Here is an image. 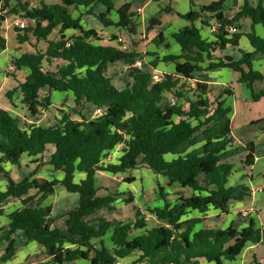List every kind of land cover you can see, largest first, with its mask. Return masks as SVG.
I'll list each match as a JSON object with an SVG mask.
<instances>
[{"label": "trees", "instance_id": "trees-1", "mask_svg": "<svg viewBox=\"0 0 264 264\" xmlns=\"http://www.w3.org/2000/svg\"><path fill=\"white\" fill-rule=\"evenodd\" d=\"M10 1L5 0L0 12V54L7 49L3 35L7 13L22 12L34 24L23 29L15 27L20 44L34 37L48 46L46 50L36 49L35 53L12 57L11 64L15 67L12 77L17 80L16 72L23 69H28L29 74L23 81L17 80L18 86L7 92V98L11 100L20 91L22 103L31 115H36L40 108L51 105L49 96L40 101L41 90L70 93L75 107L79 108L77 114L81 121L62 111L56 125L43 127L23 123L19 116L0 108V173L6 181V191H0V217L5 215L4 207L11 199H18L23 205L8 215L10 224L0 228V245L7 243L0 258L2 264L14 259L18 251L14 236L19 231L27 243L34 241L42 246L50 259V263L34 264H77L79 261L119 264L135 256L131 264H226V261H236L249 244L261 243L263 231L254 219L243 229L230 226L226 230H197L201 219H185L191 211L204 214L212 207L228 214L231 201L250 197L249 189L235 195V190L228 187L233 166L221 159L229 147L226 138L231 132L232 110L225 107L224 99L229 90L211 100L207 83L191 86L194 73L202 71L199 64L203 54L213 61L217 48L239 46L241 34L229 33L231 26L239 27L238 21L229 20L222 13L225 0H217L186 15L179 14L190 24L173 38L186 54L164 58L175 63V75H166L162 81L154 82L150 72L132 66L127 71L130 81L122 90L114 85L108 68L115 63L134 61L137 54L111 44H95L94 41L100 40L97 32L85 30L81 19L73 18L72 14L80 7L88 8V14L94 15L105 28L116 27L136 35L137 14L132 12V3L117 9L115 0H58L59 3L52 5L39 0L36 7L21 4L19 0L11 6ZM99 5L106 12L95 15L93 9ZM243 11L253 23L247 37L255 51L264 54V38L258 37L254 29L259 24L264 27V6L254 8L245 0ZM113 12L118 16L117 22L111 19ZM213 20L218 26L217 45L205 41L195 25L200 21L202 26L209 27ZM149 23L152 29L160 21L152 18ZM56 30L59 39L52 41L50 37ZM68 30H76L78 34L67 38ZM116 39L113 36L111 42ZM252 57V53L242 52L241 60L219 59L211 62L205 71L229 69L239 75L241 84L249 87L251 99L259 101L264 98V92L256 93L253 84L264 78L254 72ZM55 60L61 65L52 70L49 66ZM85 104L93 105L95 111L103 108L106 112L87 120L82 115ZM119 146L124 147L119 164H105L104 159ZM247 148L245 165L250 167L255 149L253 144ZM167 155L175 158L167 160ZM24 157L32 158L31 163L38 170L52 166L63 173V180L36 178L35 171L22 181H15L5 164L20 167ZM143 168L162 177L166 187L176 185L193 193L190 197H185L183 191L169 194L166 187L158 185L164 205L149 211L159 221L156 225H149L130 192L108 191L100 195L96 186L100 172L125 175L123 181L132 184L136 178L127 174ZM77 172L86 174L80 183L75 182ZM57 186L79 195L78 207L62 217L66 218V232L53 227L56 218L51 216L52 209L42 205ZM32 190L36 191L33 195ZM170 196L176 197V201L170 202ZM121 198L125 206L132 207L133 219L118 222L101 219L97 223L88 220L99 209L114 211L115 202ZM253 264L264 262L255 259Z\"/></svg>", "mask_w": 264, "mask_h": 264}, {"label": "crops", "instance_id": "crops-1", "mask_svg": "<svg viewBox=\"0 0 264 264\" xmlns=\"http://www.w3.org/2000/svg\"><path fill=\"white\" fill-rule=\"evenodd\" d=\"M19 1L21 4L29 3L31 7H36L39 4V0ZM44 1L50 5L59 3L58 0ZM216 1L217 0H123L119 6H116V8L119 9L126 3L133 4L132 12L137 14V19L135 21V24L137 25L136 35H131L127 31H120L119 33L110 31L109 29L105 28L94 15L88 14L90 10L88 8L80 7L79 9L74 10L72 15L75 19H81V25L85 30H95L97 32L100 40L94 41L95 44H111L118 46L115 41L111 42L113 36H117V38L123 36L128 40V50L131 53L137 54V58H135L134 61L128 60L112 64L108 68V75L112 79L114 85L116 87L119 86L117 88L122 90L125 88L127 82L130 81L127 75L128 69L134 66L135 62L137 61L142 63L141 69L143 71H148L152 75L155 72H159L164 76L175 75V63L166 62L164 58L169 56L179 57L186 54L182 50L181 46L173 38L175 33L179 32L190 24L186 19L180 17V15H186L191 10H198L201 7L211 5ZM4 2L5 0H0V12ZM249 3L254 8L260 5L264 6V0H249ZM15 4L16 0L10 1L11 6H15ZM244 4L245 0H225L222 10L224 17L229 20L238 21L239 27H237V33L241 34L239 46L234 48L228 45L222 50L217 48L214 53L215 59L213 61H209L206 54H203L201 58L202 63L199 64V66L202 68V71H196L194 73V80L191 85L194 87L195 83L197 82L207 83L210 88L209 98L211 100L218 98L219 96L223 95L226 90H229V95H225L224 99L225 107H228L232 110L231 132L226 138L227 142L229 143V147L227 151L221 155V159L223 162L229 163L233 166V172L229 177L228 187L235 190V195L240 194L243 189H249L250 197H247L242 201H231L229 203L228 214H223L220 210L214 209L212 207L204 214L198 211H191L185 219H201V223H199L196 227L197 230L205 228L226 230L230 226L243 229L248 226L250 219H254V216H256L258 220L256 225L263 231V239L261 243L257 245L249 244L241 256L236 261L230 262L231 264H253L255 259H257L259 262H264V219H259L260 213L254 210V201L258 199V192H260L259 190L264 189V178L255 185L253 176L250 174L255 164L262 160L264 161V98L260 99L259 101H253L251 99L249 87L247 85L241 84L239 82V75L231 72L229 69H218L209 72L205 70L211 62H218L219 59H224L226 57H231L234 60L239 61L242 58V52H246L253 54L252 68L254 72L261 74L264 78V54L256 52L247 37V35L252 31L253 23L251 18L246 16L243 11ZM169 9L172 11H168ZM93 12L95 15H99L101 13H105L106 9L99 5L93 9ZM21 15H23L22 12H20L18 15L12 16L16 17ZM152 18H158L160 24L150 29L149 22ZM111 19L114 22H117L118 16L115 12L111 14ZM10 20L6 19L3 25V35L7 41L9 37L8 35L15 37L17 40V32L15 31V27ZM210 24L211 25L209 27H204L201 25L200 21L195 23L196 27L201 32L202 38L209 43L217 45L219 42L216 35L218 26L215 20L211 21ZM214 26L216 27V32L213 31ZM254 29L258 37L264 38V27L261 24L255 25ZM55 34L57 36L54 37ZM77 34L78 32L76 30H68L65 33L67 38ZM58 39L59 35L58 31L56 30L51 35L50 40L57 41ZM47 46L48 45L45 41L38 42L34 37H31L29 42L23 44H20L17 41L14 46H9L7 43V49L0 54V58L4 57L8 52L10 58L20 57L24 53H35L36 49L46 50ZM193 55L196 56L197 51H195ZM58 65H61V62L59 60H55L49 66V68L56 70ZM1 74L4 73L0 72V80L2 78ZM16 74L18 75L17 80L23 81L29 74V71L28 69H23L16 72ZM17 80L13 81L14 83L9 89L13 90L18 86ZM253 89L256 93L264 92V79L255 82L253 84ZM48 96L50 97L51 105L46 109L40 108L39 113L36 115H31L28 112L27 107L22 103V93L20 91L13 95L11 100L7 98L4 102H2L0 104V108L9 111L14 116H19L23 123L36 124L43 127H52L56 125L57 121L63 114L62 111L70 113L73 115L75 120L81 121V117L79 114H77V110H79V108L75 107L74 98L70 93H60L50 91L49 89H43L40 91L41 102H44L45 98ZM66 105L72 106V108L69 109V107ZM59 106L62 107L59 108ZM57 108L59 109L61 115H58L59 112L56 110ZM82 115L87 120L94 119L95 107L91 104H85V107L82 110ZM250 144L254 145L255 157L253 165L248 167L245 165V159L248 155L247 147ZM123 155L124 147L119 146L114 151L109 153V155L104 159V163L119 164ZM173 158H175L173 155L166 156L167 160H172ZM31 162L32 158L24 157L20 167H16L8 163L5 164V169L17 182L23 180L35 171H37V174L35 175L36 178L45 179L47 181L63 180V173L60 171H55L52 166L46 165L38 170L37 166ZM14 172L15 175H13ZM133 176L136 178V180L134 183H132V185H137L138 187L136 189H129L128 192H130L134 197L135 205H137L142 212L145 209L150 211L157 207H163L164 202L158 192V185L166 187V182L164 179L162 177H157L153 172L146 168L134 171ZM124 177L125 175L122 174L113 175L105 172L98 173L96 176V186L99 189V194L106 195L109 192L123 193L124 191L122 187L125 184L123 181ZM85 178V173L77 172L75 174L76 183H80ZM0 191H6V182L0 183ZM178 191H183V195L185 197H190L193 194L190 190H181L176 185L169 188L166 187V192L169 194H173ZM35 193V190L30 192L31 195ZM262 193H264V190ZM151 194L154 196L151 197ZM169 199L170 202L176 201V197L174 198L170 196ZM42 205L43 207H50L52 209L51 216L52 218H56L53 227L59 228L61 231L66 232V218L62 217L67 212L78 207L79 198L71 193L66 192L63 187L57 186L55 193L47 198ZM22 207L23 205L20 200L11 199L4 207L5 215L0 217V228L7 227L10 224L8 215L18 209H21ZM114 208V211H109L106 208L99 209L88 220L93 223H97L101 219L118 222L127 221L134 218V211L132 210V207L125 206L123 198L115 202ZM244 212L250 213V216H244ZM153 223L154 224L152 225H156L159 224V221L156 219ZM138 233L140 232L137 231V234ZM18 235L22 237L20 247H17L18 251L14 259L7 262L6 264H17L23 262L24 260H30L33 255L32 252H34L35 249H42L44 251L43 247L34 241L27 243L26 237L21 231L15 234V240ZM4 243L6 242H3L2 244ZM2 244L0 246H2ZM4 248L2 249L1 247L0 258L4 255ZM17 259L21 261L16 262ZM34 263L38 262H31L28 264ZM45 263H50V259L48 257ZM225 263L229 264L228 261ZM77 264H86V262L79 261ZM201 264L211 263L202 262Z\"/></svg>", "mask_w": 264, "mask_h": 264}, {"label": "rangeland", "instance_id": "rangeland-1", "mask_svg": "<svg viewBox=\"0 0 264 264\" xmlns=\"http://www.w3.org/2000/svg\"><path fill=\"white\" fill-rule=\"evenodd\" d=\"M121 1H123V0H116L115 1V5L119 6ZM3 7H4V4H3L2 8ZM1 11H2V9H1ZM7 17H8L7 19H9V20L11 19L10 21H12L13 20L12 18L14 16H12L11 14L7 13ZM107 29H109L112 32H117V33H119L121 31V30L117 29L116 27H109ZM8 36L9 37H8L7 43L9 44V46H14L17 43V40L15 39V37H13L11 35H8ZM55 36H57V35L55 34L54 37ZM8 55H9V52L4 57L0 58V72L4 73V74H1L2 78L0 80V94H1V96H0V104L7 99L6 92L11 90L9 88L12 87V84L14 83L13 81L16 80V78L12 77V75L15 73V71H9V66L12 65L11 64L12 57L10 58V55L9 56ZM9 63H10V65H9ZM119 71H122V70H119ZM5 75H6V78H8V79L5 78ZM117 87H119V86H117ZM66 106H68L69 109L72 108V106H69V105H66ZM61 107L62 106H59V108H61ZM56 110L59 112L58 115H61L59 109L57 108ZM133 173L134 172H129L127 175H130V174H133ZM250 174L253 176L255 185L258 184V182L261 179L264 178V161L262 160V161L258 162L257 164H255V166H254V168H253V170H252V172ZM13 175H15V172L13 173ZM2 182H6V181H5V179L2 177V175L0 173V183H2ZM137 187H138L137 185H132V184L130 185L128 183L127 184L125 183L122 188H123L124 192H128L129 189H136ZM117 189H118V187H117ZM73 195L76 196L77 198H79L78 194H73ZM152 196H154V195L151 194V197ZM254 210H256L257 212L260 213L259 214L260 215L259 219H261V220L264 219V193L258 192V199H256L254 201ZM142 214L146 217V221L149 223V225L154 224L153 222H155V220H156L154 215H152L146 209L142 212ZM248 214L249 215H247V217L250 216V213H248ZM254 220H255L256 223H258V220H257L256 216H254ZM21 242H22V237L20 235H18V237H16V247L19 248ZM5 246H6V243L2 244V246H0V250H1V247L3 249ZM5 248H4V250H5ZM32 254L33 255L30 258V260H28V261L24 260L23 262L17 263V264H28V263H31V262H46V260H47V256H46V254L44 253V251L42 249H35L34 252H32ZM135 258H136V256L132 257V258H129L126 261H124L123 263L124 264H131V262ZM18 261L20 262L21 260L17 259L16 262H18ZM228 263L231 264L230 261H228ZM0 264H2V263L0 262Z\"/></svg>", "mask_w": 264, "mask_h": 264}, {"label": "built area", "instance_id": "built-area-1", "mask_svg": "<svg viewBox=\"0 0 264 264\" xmlns=\"http://www.w3.org/2000/svg\"><path fill=\"white\" fill-rule=\"evenodd\" d=\"M12 23H13V26L14 27H16V28H22V29L30 26L31 24H33V22L30 19L23 17V15L14 17L13 20H12ZM213 31L216 32V27L215 26L213 27ZM237 32H238V29H237L236 26H231L229 28V33L230 34H235ZM115 42L119 46V48L121 50L126 51V50L129 49L128 40L125 39V37H123V36L118 37ZM133 67L141 69L142 68V63L140 61H137V62H135V64H134ZM9 71H15V67L13 65H10L9 66ZM163 78H164V75L161 74V73H159V72H155L153 74V80H154V82H160V81L163 80ZM105 112H106L105 109L98 108L95 111V117H100V116L104 115ZM263 190H259V191L262 192ZM243 215L244 216H247L248 213L247 212H244ZM119 264H122V263H119Z\"/></svg>", "mask_w": 264, "mask_h": 264}]
</instances>
